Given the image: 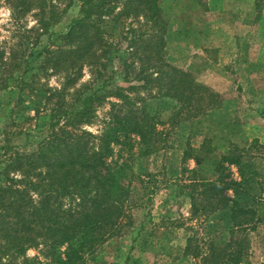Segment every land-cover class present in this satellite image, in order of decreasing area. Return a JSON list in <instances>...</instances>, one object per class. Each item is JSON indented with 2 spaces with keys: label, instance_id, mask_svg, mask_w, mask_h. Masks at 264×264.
Returning <instances> with one entry per match:
<instances>
[{
  "label": "rangeland",
  "instance_id": "rangeland-1",
  "mask_svg": "<svg viewBox=\"0 0 264 264\" xmlns=\"http://www.w3.org/2000/svg\"><path fill=\"white\" fill-rule=\"evenodd\" d=\"M42 1L28 0L30 4L24 6L19 0H0V10L10 12L8 17L0 16V20L5 21L0 23V183L6 177L16 179L14 188L18 191H14V197L27 191L33 199L38 198V191L25 182L39 179L36 173L46 169L38 154L26 156L30 164L27 175L20 172L18 165L15 169L8 165L7 171L3 172L5 164L16 160L15 150L36 151L37 141L50 131L52 123L58 126L65 122L62 116H55L49 122L53 108H56L54 115H57L61 110L63 113L65 109L78 107L80 97L89 92L84 84L97 88L112 75L107 79L108 88L100 91L99 99L93 102L90 120L79 122L78 130L90 134L87 135L88 140L83 139L86 146L99 150L104 142L107 143L109 151H103L105 161L125 190L121 192V205L116 211L118 227L103 242L90 251H84L83 264H124L125 257L130 258L131 255L139 259L140 264H200L199 256H183L181 251L186 239L193 234L197 238H207L217 232L224 242H230L232 238L243 240L244 256L239 262L227 261V264H264V148L260 146L264 144L251 138L249 130L244 131L249 135L243 129L240 131V123L225 124L210 116L206 120L204 115L207 111L204 112L201 103L199 106L188 105L183 98L178 103L171 97H162L164 93L174 92L166 90V83L174 73L163 63L183 68L192 77L205 76L206 73L201 72L203 62H198L195 49L199 43L198 32L205 31L211 21L214 24L212 30L219 31L222 27L218 21L233 14L222 16L221 10L212 11L214 9H209L207 0H157L159 13L151 19L145 18L146 12L141 8H133L135 2L114 1L110 4L115 8L109 13L95 14L90 20L86 19L85 28L76 27L79 33L94 42L98 53L97 59L86 54L82 61H76L73 56L66 58L65 52L76 48L81 39L70 41L64 36L71 29V18L81 14L80 1L45 0L55 5V16L49 20V27L45 26L41 13ZM256 11L257 8L249 18L252 19ZM149 42L154 47H148ZM158 53L161 60L151 58ZM211 55L210 59L215 62L214 50ZM59 57L62 60L58 62ZM89 59L95 60V65H89ZM141 68L144 69V77L151 76L148 83L141 75L137 77ZM164 70L167 72L164 79L153 81L157 72ZM70 75L76 83L65 91ZM206 88L216 93L221 102L224 93H227V98L234 99L236 92L224 87ZM203 92L200 89L198 94ZM196 98L197 95L194 96ZM183 103L186 107L172 115V107L175 105L177 109ZM233 107L240 114L245 104L235 99ZM142 114L153 127L152 144L150 147L149 144L136 145L131 149L132 142L139 138L121 127L131 130V116ZM123 117L128 118L126 124L117 121ZM125 132L129 133L128 138H125ZM123 140L125 145L120 142ZM231 154L242 155L245 172L253 177L245 187L247 193L245 190L239 192L240 198L257 208V215L253 220L250 218L246 228L235 233L220 229L223 225L228 227L229 223V216L220 221L222 212L212 218L213 226L210 224L205 228L209 210H201L203 213L199 216L191 206V195L196 197L199 193L193 182L202 181V177H213L216 163L224 155ZM10 155L13 156L9 158ZM195 158H201L203 162L197 163ZM40 164L43 168H39ZM193 169H198V173L195 174ZM228 171L226 169L219 175ZM231 174L232 178H239L234 166ZM187 185L191 186L188 188ZM62 192L60 190L55 198L62 203V210H65L62 213L68 217L69 213L81 214L86 206L83 198ZM0 196L8 197L2 192ZM114 196L107 197L108 201L102 205H110ZM231 196L238 197L232 193ZM2 203L4 198L0 201ZM87 207L91 209L89 204ZM257 216L261 220L254 222ZM243 217L237 216V220ZM2 235L0 230V246L7 242ZM224 242L219 245L223 247ZM68 248L64 242L50 244L42 241L40 244H27L24 253L14 260L10 259L8 251L0 261L2 264H58Z\"/></svg>",
  "mask_w": 264,
  "mask_h": 264
},
{
  "label": "trees",
  "instance_id": "trees-1",
  "mask_svg": "<svg viewBox=\"0 0 264 264\" xmlns=\"http://www.w3.org/2000/svg\"><path fill=\"white\" fill-rule=\"evenodd\" d=\"M80 1V15L71 18L70 30L65 34V38L70 41L79 40L77 47L67 50L65 52L66 58L68 56L76 57V61H82L89 55V58H98L97 48L94 47V42L90 40L89 37L79 33L76 27L85 28V21L90 20V18L95 14H100L108 12L115 8V5L110 3H116L118 0H79ZM24 6H28L30 2L28 0H19ZM133 8L137 10L141 8L144 10V16L149 18H154L159 13L157 0H129V3H134ZM70 3V2H69ZM43 17L45 18V26L49 27L51 24L49 22L55 16V5L42 1ZM48 19V21L46 20ZM148 19V18H147ZM49 22V23H48ZM85 30V29H84ZM79 33V35H77ZM85 36V37H84ZM163 43V42H162ZM148 47H154L151 42L147 43ZM47 48V46H46ZM42 51V53L46 50ZM150 48V49H151ZM107 50V49H106ZM105 50V51H106ZM60 52V51H59ZM41 53V54H42ZM76 54V55H74ZM40 55V54H39ZM156 54L155 57L151 58L156 60H161V56ZM62 57V56H60ZM58 58V62L62 60ZM65 58V59H66ZM69 60L71 62L72 59ZM162 60H165L163 58ZM56 62V61H55ZM89 65H95V60L89 59ZM164 67L170 68L174 77L171 78L170 82L166 83L167 92L174 90L172 94L162 95V97H171V99H176L178 103L181 102V98L188 102L199 106L202 104L204 112L219 107L222 102L219 96L212 91H209L206 87L197 84L194 77L190 72H186L180 68L173 67L168 63H163ZM169 65V66H166ZM101 66V65H100ZM103 66H105L103 64ZM138 75L144 77V69L138 70ZM166 71L157 72L154 80L162 81ZM99 75H101L99 73ZM160 75V76H159ZM112 75L108 76L107 79L112 78ZM145 83L151 80V76L144 77ZM143 78V79H144ZM105 79L102 84L93 88L91 85L84 84L89 88V92L80 97V102L78 107H74L68 110H62L54 115L56 108L52 109V114L50 115L51 120L57 118H64L65 122L58 126L57 123H52V128L48 133L39 141H37L36 151L29 153L14 151L13 155H18L16 160L5 164L3 172L7 171L6 166L13 165V169H21L24 175L28 174V169L30 168L29 159L26 156L31 154H38L39 160L45 162V171L39 170V179L37 180H27L25 181L29 186L37 190L39 197L33 199L29 196L27 191L20 192L17 196L14 191V183L17 182L16 179L2 180L0 183V192L7 194L8 197H1L0 201L4 198V203L0 204V221L2 231V236H5L4 250H0L3 255L6 252L11 253L10 259L17 258L20 254H23L26 245H31L34 243L40 244L42 241H49L50 244L57 242H64L69 246L65 252V257L59 260L58 264H83L82 257L86 250L90 251L99 242H103L104 238L110 234L112 231L116 230L119 225V215L116 213L118 206L121 205L122 191L125 189L121 186V181L118 177L110 172V166L105 161L104 152L109 151L107 143H103L100 149L95 150L92 147L86 146V141L88 140L90 134L88 132L79 131L78 123L82 121L90 120L92 113V106L95 99H99L100 91L108 88L109 82ZM76 83L75 78L70 75L68 81L66 82L65 91ZM172 85V86H171ZM135 88V87H132ZM200 89H203V94L199 95ZM63 91V90H62ZM184 92V94H183ZM208 94V95H207ZM197 98L194 99V96ZM176 97V98H175ZM179 99V100H178ZM192 100H195L192 102ZM198 101V102H197ZM184 102V101H183ZM59 104V103H58ZM186 107L183 103L177 109L175 105L172 107V115H177L180 109ZM207 113L204 115L207 119ZM56 118V119H57ZM126 119L128 118H118L117 121L121 124H126ZM131 130L128 127H121L122 129L129 130L131 133L136 134L139 139L132 142L131 149L134 146L145 144L146 146L152 144V130L153 127L147 122L146 118L142 116H131ZM128 128V129H127ZM129 137V133L125 132V138ZM124 144V140L120 141ZM125 145V144H124ZM264 148V146L260 145ZM104 151V152H103ZM31 153V154H30ZM232 153V152H231ZM230 154V153H229ZM13 155H10L12 157ZM25 155V156H24ZM15 157V156H14ZM23 159V161H22ZM242 155L231 154V156L224 155L221 157V161L216 163L215 174L213 177H202V181L193 182V186L198 189L199 193L195 197L191 195V206L193 212L197 215H201L203 211H207L208 220H206L205 228L213 222L212 218L218 213L222 212V221L226 216H229L228 227L224 225L220 229L229 230L231 233H235L237 230H242L246 228V223L249 222L250 218L253 220L255 214L257 215V208L254 205H249L245 202L244 198H240L239 192H243L245 187L253 181L252 174L245 172L246 164L241 163ZM195 161L203 162L201 158H195ZM225 161L228 164L222 163ZM43 164H40L39 168ZM34 168V165H32ZM236 167L238 171L239 178L234 179L231 176L232 167ZM228 169L227 173L224 175H219L222 171ZM199 170H201L199 168ZM198 169H193L192 171L196 174ZM2 172V173H3ZM27 172V173H26ZM4 174V173H3ZM190 184L192 182L190 181ZM188 188L191 185H187ZM201 188V191H200ZM63 191L68 192L69 195L73 196L78 194L83 198L86 206L80 212L81 214L69 213V217L65 216L62 212V203L56 200V194ZM247 193V191L245 190ZM61 193V194H62ZM231 193L238 197H232ZM115 194L112 198V203L110 205L103 206L106 201H108L109 196ZM51 201V199H53ZM246 199V198H245ZM87 204L91 206L88 210ZM99 205V206H98ZM205 205V206H204ZM95 207V208H94ZM213 214H211V213ZM217 212V213H215ZM237 216H244L243 219L237 220ZM250 216V217H248ZM252 216V217H251ZM205 217V218H206ZM261 219L258 216L255 218L254 222H258ZM256 225V224H255ZM220 231V230H218ZM41 238L42 241H37ZM220 238V232L214 235L210 234L207 238H197L194 236H189L186 239V243L182 248L183 256L200 257V264H227L230 262H239L243 254V245H241L243 240H236L232 238L230 242L222 241ZM34 242V243H33ZM224 246L221 247L219 243H223ZM245 249V248H244ZM7 250V251H6ZM10 256V255H9ZM227 256L229 259H225ZM125 257L124 264H140V260L137 258ZM2 261V260H1ZM0 261V263H1ZM2 264V263H1Z\"/></svg>",
  "mask_w": 264,
  "mask_h": 264
},
{
  "label": "crops",
  "instance_id": "crops-1",
  "mask_svg": "<svg viewBox=\"0 0 264 264\" xmlns=\"http://www.w3.org/2000/svg\"><path fill=\"white\" fill-rule=\"evenodd\" d=\"M245 1L207 0L212 11L221 10L222 16H233L218 21L222 27L219 31L212 30L211 21L205 31L198 32L197 60L203 62L201 72L206 75L193 77L204 87L235 89L234 99L227 98L224 93L222 104L209 110L207 116L225 124L240 123V131L249 130L251 138L264 144V0ZM256 8L257 14L249 18ZM213 50L215 62L210 59ZM235 99L245 104L240 114L233 107Z\"/></svg>",
  "mask_w": 264,
  "mask_h": 264
},
{
  "label": "clouds",
  "instance_id": "clouds-1",
  "mask_svg": "<svg viewBox=\"0 0 264 264\" xmlns=\"http://www.w3.org/2000/svg\"><path fill=\"white\" fill-rule=\"evenodd\" d=\"M10 15V12L7 10H0V16L8 17ZM5 22L4 20H0V23Z\"/></svg>",
  "mask_w": 264,
  "mask_h": 264
}]
</instances>
